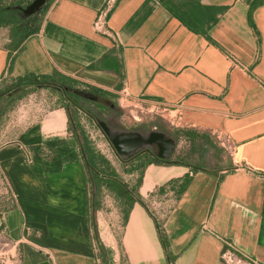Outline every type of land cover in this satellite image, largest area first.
Wrapping results in <instances>:
<instances>
[{"label": "crops", "instance_id": "crops-1", "mask_svg": "<svg viewBox=\"0 0 264 264\" xmlns=\"http://www.w3.org/2000/svg\"><path fill=\"white\" fill-rule=\"evenodd\" d=\"M171 1L223 9L203 34L159 0H111L99 28L93 21L106 0H50L37 31L15 49L0 26V82L56 69L116 102L124 91L137 106L138 99L179 103L178 126L211 133L228 151L227 165L211 169L147 163L140 199L118 234L105 237L111 222L99 226L92 215L98 208L91 210L65 107L6 109L0 180L9 199L0 207V231L19 247L20 264H96L93 224L122 264H224L225 242L251 264H264V2L250 10L249 21L250 0ZM184 172L190 179L177 196L170 187L155 191ZM146 197L166 205L159 221Z\"/></svg>", "mask_w": 264, "mask_h": 264}, {"label": "trees", "instance_id": "trees-1", "mask_svg": "<svg viewBox=\"0 0 264 264\" xmlns=\"http://www.w3.org/2000/svg\"><path fill=\"white\" fill-rule=\"evenodd\" d=\"M30 0H0V26L8 28L9 40L6 46L9 49H15L20 42L29 34L37 31L42 13L50 0H46L41 9L29 14H19L21 10L14 6H24ZM175 17L191 29L205 34L206 29L216 19V12H220L222 6H204L203 9L181 8L180 5L171 0H159ZM264 2V0H250L248 7V19L250 21V10ZM45 86L59 93V103L67 111L68 120L78 144V150L83 160V165L87 175L89 198L91 210H95L101 205L103 193L109 194L117 203L120 213L121 224L125 221L128 210L135 200L140 196L137 192V186L141 180V174L147 163H185L182 158H158L150 149H140L129 157H125L119 163L121 172L111 163L103 154L97 152L90 143L89 138L78 123L77 108L81 107L90 114L103 119L110 126L108 120L104 119L99 111L101 109H112L117 113L118 108L111 93L96 86L85 84L64 73L53 69L50 73H32L28 72L10 78L9 82L0 87V102L10 104L13 100L27 93L32 87ZM86 103L97 106L98 109L88 107ZM113 103L114 107L109 104ZM6 106V105H5ZM0 108V112L5 110ZM7 108V107H6ZM155 125V124H154ZM151 124L141 126L139 130L150 129ZM172 134V135H170ZM169 135L173 138L181 135L186 138L191 146L209 141V134L204 131L175 126ZM174 140V139H173ZM175 141V140H174ZM203 166L199 163L189 164V170L195 171ZM124 174H134V178L125 179ZM131 179V180H130ZM190 179V174L184 172L177 179L168 181V186L173 189L174 196H177L185 187ZM158 191L163 190V186H158ZM155 224L159 229V235L162 243L166 246V239L160 229L159 223L155 219ZM93 236L96 241L95 257L96 264H122L112 259L113 250L111 247L102 244L97 239L96 227L93 224ZM167 255L168 251H166Z\"/></svg>", "mask_w": 264, "mask_h": 264}, {"label": "rangeland", "instance_id": "rangeland-1", "mask_svg": "<svg viewBox=\"0 0 264 264\" xmlns=\"http://www.w3.org/2000/svg\"><path fill=\"white\" fill-rule=\"evenodd\" d=\"M19 14H22L19 12ZM10 78L5 77L0 82V87L5 83L9 82ZM59 93L45 86H36L32 87L27 93L23 94L21 97L13 100L10 104H5V101L0 102V108L5 106L6 109H12L18 107L25 108V105H30L32 108L45 109L52 105L59 103L58 100ZM116 102V101H115ZM25 103V105H22ZM88 107L93 109H98L97 106L91 103H86ZM7 107V108H6ZM118 108L117 113L113 112L112 109H101L99 111L102 117L110 123V127L119 128V129H140L141 126L145 124H151L150 128H156L162 130L165 135L172 133V130L175 128L174 125L168 120L166 114H159L154 111H146L134 104H123L116 102V107ZM5 110L0 112V143H2L6 138L5 129ZM78 123L81 129L84 130L85 134L90 140L93 148L107 157L111 163L121 172L119 163L124 159V156L117 154L112 148L110 142L108 141L106 135L101 130L97 120L98 118L90 114L84 108H77ZM155 124V125H154ZM209 134V141L196 144L191 146L189 141L183 136L179 135L173 139L175 140V146L169 158H182L183 161L189 164L199 163L203 168L211 169L217 168L220 166H226L228 161V151L226 148L221 146L218 139L215 135ZM172 135V134H170ZM169 135V136H170ZM152 152H155L156 147L152 146L150 149ZM159 164V163H158ZM145 167V166H144ZM122 173V172H121ZM126 179L129 177L124 174ZM131 178H134V174H131ZM164 189H167L168 181H165L161 184ZM159 186V185H158ZM158 186L155 188V191H158ZM158 191V192H163ZM8 193L5 192L3 188V183L0 180V207H5V202L8 201L6 196ZM162 194H160L161 196ZM161 197H159L160 199ZM146 207L157 217L159 221L162 213L167 209L165 204L156 205L151 199L146 197L144 199ZM94 218L97 220L99 226H106V223L111 222L110 230L104 228L103 235L108 237L107 232H113V234H118L119 223L121 222L120 213L118 211L117 203L110 199L108 196L101 197V205L98 208L97 212L93 211ZM119 214V215H118ZM113 227V230H112ZM101 229V228H100ZM109 232V233H110ZM20 255L19 247L15 245L11 240L8 239L4 231H0V264H20Z\"/></svg>", "mask_w": 264, "mask_h": 264}, {"label": "water", "instance_id": "water-1", "mask_svg": "<svg viewBox=\"0 0 264 264\" xmlns=\"http://www.w3.org/2000/svg\"><path fill=\"white\" fill-rule=\"evenodd\" d=\"M45 1L30 0L24 6H14L21 10L22 15H29L41 9ZM110 106L113 107V103H110ZM97 122L114 151L124 157H129L144 147L155 145V156L158 158H168L175 146L173 138L165 135L160 129H119L110 127L103 119H98Z\"/></svg>", "mask_w": 264, "mask_h": 264}, {"label": "built area", "instance_id": "built-area-1", "mask_svg": "<svg viewBox=\"0 0 264 264\" xmlns=\"http://www.w3.org/2000/svg\"><path fill=\"white\" fill-rule=\"evenodd\" d=\"M110 1L111 0H106V2H105L106 7L102 8L97 13L95 20L93 21V25L95 27H97V28L101 27L104 16L107 14V11L111 6V4H109ZM117 100H118V103H123L125 105L131 104L128 102L129 100H128L124 91L119 93ZM136 101L140 102L139 107L146 110V111H154V112H157L159 114H166L168 116V120L170 121V123L172 125L178 126L180 124L181 116H180V105H179V103H176V104H174V106L170 107L166 104L159 102L158 100H140V99H138ZM2 183H3V188H4L5 192H7L4 181H2ZM219 259L224 264H251V263H253V260H251L250 258L245 256L244 254L235 250V248L227 242H225V245H223V247L219 251ZM96 261H97V259H96Z\"/></svg>", "mask_w": 264, "mask_h": 264}, {"label": "flooded vegetation", "instance_id": "flooded-vegetation-1", "mask_svg": "<svg viewBox=\"0 0 264 264\" xmlns=\"http://www.w3.org/2000/svg\"><path fill=\"white\" fill-rule=\"evenodd\" d=\"M110 105V104H109ZM114 107V106H113ZM152 146H155V145H151V146H147V147H144L145 149L147 148V149H151L152 148ZM156 147V146H155ZM143 148V149H144ZM155 152H156V150H155ZM155 152H154V154H155Z\"/></svg>", "mask_w": 264, "mask_h": 264}]
</instances>
